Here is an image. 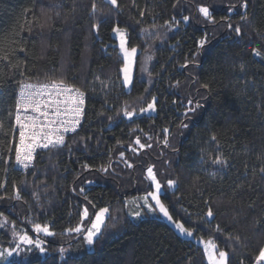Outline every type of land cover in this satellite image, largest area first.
Returning a JSON list of instances; mask_svg holds the SVG:
<instances>
[{
  "label": "trees",
  "instance_id": "16d2710c",
  "mask_svg": "<svg viewBox=\"0 0 264 264\" xmlns=\"http://www.w3.org/2000/svg\"><path fill=\"white\" fill-rule=\"evenodd\" d=\"M117 2L0 0V42L17 49L11 62L0 61V249L15 247L39 223L55 236L46 255L33 248L8 264H207L202 246L162 218L131 215L134 199L153 190L152 167L175 220L213 240L227 264H254L264 247V59L252 50L264 53V0H247L246 8L243 0ZM199 6L209 8L211 21ZM116 26L138 49L129 90ZM59 78L85 92L80 129L64 146L40 152L32 168L17 170L10 126L19 85ZM153 97L155 114L123 115ZM189 108L196 111L185 116ZM216 156L226 163L212 165ZM85 205L93 214L109 209L93 250L83 232L68 231L84 222ZM64 245L71 246L66 257Z\"/></svg>",
  "mask_w": 264,
  "mask_h": 264
},
{
  "label": "snow or ice",
  "instance_id": "6c2138e0",
  "mask_svg": "<svg viewBox=\"0 0 264 264\" xmlns=\"http://www.w3.org/2000/svg\"><path fill=\"white\" fill-rule=\"evenodd\" d=\"M109 4L113 7H118L117 0H107ZM243 7H247V0H243ZM93 12L96 11V5H92ZM198 11L203 14V16L212 20V15L208 7L199 6ZM231 11V9H229ZM143 16V13H141ZM184 21H188L189 17H183ZM242 19H247V16H243ZM43 27V25H41ZM95 27V26H94ZM230 29L233 28L231 24L228 25ZM114 32L118 33L120 36V48L124 57V66L121 69L123 72V84L125 87H128L132 84V75H131V65L132 57L135 55L137 49L135 47L130 50L126 47V36L123 30L119 27L113 29ZM146 31V30H145ZM237 36L241 34V29L239 26L234 28ZM206 43V39L199 41V47L203 48ZM18 51L23 52L25 49L19 47ZM253 53L255 56L264 59V53L258 48H254ZM17 49L11 46L0 42V61L11 62L12 57L16 55ZM150 59V57H149ZM17 67V65H13ZM243 71V68L241 69ZM23 74V73H21ZM208 87V85H204ZM3 95V92L0 91V96ZM85 92L80 88L75 87L67 83L63 78L59 79H50L47 83H21L19 85V91L15 97V111H14V125L10 126V130L15 133L18 131L19 143L15 148V160L16 163L22 165L23 168H28L33 160V153L36 148L50 149L57 148L65 145V133L71 131L75 132L76 127L80 124V118L83 115V105H84ZM192 101H189L191 104ZM201 107L197 103L196 108ZM196 108H189L185 113V116H188V113H195ZM156 110V98L153 97L152 101L147 104L146 108H141L140 113H146L149 111ZM10 119L13 117V113L9 111ZM136 114V110H128L127 107L123 109V115L129 119H132ZM111 119V118H110ZM187 127L186 124L182 125ZM0 131H4V124L0 121ZM165 145H167V133L168 129L165 128ZM213 140L216 139L215 136L212 137ZM136 143L140 145L141 148H144L145 145L140 143L139 138H137ZM150 147V145H148ZM135 151V149H133ZM123 157V153H121ZM204 161L202 160V163ZM212 165L222 166L226 161L221 156H216L211 158L209 161ZM132 167L131 164L127 165ZM87 168L88 166L85 165ZM110 167V165H109ZM101 172H107V167H101L98 169ZM261 172H264V168H261ZM148 178L152 181L155 186V191L148 192L141 199L143 201L142 205L136 203L137 210L131 213L134 217H140L141 207L145 208L149 213H155L156 210H159L169 222H171L174 227L183 235L188 237L193 236V231L186 228L183 223L173 220L172 215H170L168 208L161 200V196L165 195L162 191L161 183L157 180L156 175L152 167L147 169ZM168 187L171 188L175 181L169 180L167 182ZM5 186L4 182H0V188ZM83 191V189H81ZM3 197H0L2 199ZM16 198H19V192L16 193ZM153 201L154 203L150 202ZM109 214V209L107 207L100 208L99 211L94 213V219L90 221V227L86 229L84 239L91 249V246L95 243V240L99 238L103 233V228L105 227V222ZM2 215V214H0ZM89 215L88 209L85 208L83 216L87 218ZM208 217L213 216L212 209L209 208L207 212ZM83 229L82 224L77 225L75 228L68 229L69 232L80 233ZM217 226V231H219ZM33 231L36 233H44L46 235H53L49 230L48 225H41L39 223L35 224ZM203 242V241H202ZM204 243V252L208 257L209 264H227L228 253L222 250H218V246L213 240H208ZM33 248L39 249L40 253H45V249L41 246L39 240H34L26 232L19 236L18 242L15 244V247L11 250L5 249L0 251V260H7L8 257L13 256L14 254L19 255L22 251L30 252ZM61 253L64 252V249H60ZM264 262V247L260 248L258 255L255 257V264H262ZM30 264V262H29Z\"/></svg>",
  "mask_w": 264,
  "mask_h": 264
},
{
  "label": "rangeland",
  "instance_id": "374dc122",
  "mask_svg": "<svg viewBox=\"0 0 264 264\" xmlns=\"http://www.w3.org/2000/svg\"><path fill=\"white\" fill-rule=\"evenodd\" d=\"M117 27H119V26H116L115 28H117ZM121 30H123L124 31V33H125V36H126V47L130 50L131 49V47L128 45V38H127V31H126V29L125 28H123V27H119ZM112 35H113V37L116 39V41H117V45H118V47H119V51H120V53L122 54V56H123V53H122V51H121V48H120V36H119V34L118 33H116V32H112ZM137 49V48H136ZM137 52H138V49H137V51H136V53H135V55L132 57V65H131V75H132V84L130 85V86H128V87H125L127 90H129V89H131V87H132V85H133V80H134V73H135V64H136V55H137ZM124 58V57H123ZM122 76H123V72H122ZM147 107V106H146ZM145 107V108H146ZM156 113V110L153 112V111H149V112H146V113H140V111H138V112H136V114L134 115V117L135 116H141V115H153V114H155ZM155 175H156V178H157V174L155 173ZM148 176V175H147ZM157 180H158V178H157ZM150 182H151V184H152V186H153V190H151V191H155V186H154V184L152 183V181L150 180ZM162 186V185H161ZM151 191H149V192H151ZM162 191H163V188H162ZM147 193H145V194H142V195H140V198H137L136 197V199H134V201H135V204L136 203H139V204H141L142 205V203H143V201H142V197L143 196H145ZM150 199V198H149ZM162 200V199H161ZM150 202L151 203H154L153 201H151V199H150ZM163 202V201H162ZM164 203V202H163ZM165 204V203H164ZM136 206V205H135ZM166 206V205H165ZM167 207V206H166ZM85 208H87L88 209V213H89V215H88V217L87 218H85V217H83L84 218V222H87L88 220H89V222L87 223V225H85L84 226V222L82 223V226H83V229L84 230H82L81 232H83L84 233V235H85V232H86V229L88 228V227H90V221L91 220H93L94 219V214H93V212H91V210H90V207L88 206V205H85ZM84 208V209H85ZM136 209H137V207H136ZM140 211H141V216L140 217H143V216H145V214H148V215H150V216H158V217H160V218H162L164 221H166L167 223H169L175 230H176V232L179 234V235H181L182 237H184V238H188V239H192V240H194V241H196L197 243H199L201 246H202V248H203V250H204V243L203 242H206V241H208V240H211V239H202V238H196L195 237V235H194V233H193V236L192 237H188V236H186V235H183V234H181L175 227H174V225L171 223V222H169L161 213H159V210L157 209L156 210V212L155 213H149V212H147V210L145 209V208H143V207H141L140 209H139ZM171 215V214H170ZM134 217V216H133ZM134 218H139V217H134ZM173 220H175L174 218H173ZM175 221H178V220H175ZM178 222H180V223H182L181 221H178ZM81 225V224H80ZM49 230H50V228H49ZM51 231V230H50ZM52 232V231H51ZM26 233L29 235V236H31L34 240H39L40 242H41V246L45 249V253H40L42 256H45L46 255V251H47V245L48 244H50V242L51 241H54L55 240V236H54V233H53V235H46V234H44V233H36V232H34L33 230H32V232L30 233V232H28V231H26ZM76 233V232H75ZM21 235V234H20ZM20 235H18V237H17V239H16V242H18V239H19V236ZM203 241V242H202ZM85 244H86V248L88 249V250H93V248H94V244L91 246V249H89V246L87 245V243H86V241H85ZM14 248V247H13ZM64 249V252L63 253H61V251H60V254L63 256V257H66L67 256V254H69L70 253V251H71V246L70 245H64V246H60V249ZM12 248H7V250H11ZM5 249H0V251H4ZM32 250H34V249H32ZM38 251H39V249H38ZM205 253V252H204ZM27 255H28V252H24V251H22L19 255H16V254H14L13 256H11V257H8V259L7 260H2V264H8L9 262H11V260H13L14 258L15 259H19V258H21V257H23V258H27ZM205 257H206V261H207V264H209V261H208V257H207V255L205 254ZM264 262H262V264H263ZM255 264V263H254Z\"/></svg>",
  "mask_w": 264,
  "mask_h": 264
},
{
  "label": "built area",
  "instance_id": "2783aa9c",
  "mask_svg": "<svg viewBox=\"0 0 264 264\" xmlns=\"http://www.w3.org/2000/svg\"><path fill=\"white\" fill-rule=\"evenodd\" d=\"M25 83L38 84V83H47V82H37V81H33V82H25ZM18 91H19V90H18ZM84 101H85V102H84V105H83V111H84V108H85V106H86V95H85V97H84ZM82 116H83V115H82ZM82 120H83V117L80 118V124L76 127V131H78V130L80 129V126H81ZM76 131H75V132H76ZM75 132H71V131H69V132L65 133V142L67 141L68 137H69L70 135L74 134ZM15 134H16V141H15V148H16V146H17L18 143H19L18 131L15 132ZM15 148H14V159H13V165H14V168H16L17 170H20V171H26V170L32 168V167L34 166V164H35V161H36V158H37L38 154H39L40 152H43V151L48 150V149H43V148H36L35 151H34V153H33V157H34V158H33L32 162H31L30 166H29L28 168H23L22 165H19V164L16 163V160H15ZM50 149H52V148H50Z\"/></svg>",
  "mask_w": 264,
  "mask_h": 264
},
{
  "label": "bare ground",
  "instance_id": "6f19581e",
  "mask_svg": "<svg viewBox=\"0 0 264 264\" xmlns=\"http://www.w3.org/2000/svg\"><path fill=\"white\" fill-rule=\"evenodd\" d=\"M24 83H25V82H24ZM18 90H19V88H18ZM85 107H86V106H85ZM84 111H85V108H84ZM84 111H83V116H84ZM83 116H82V117H83Z\"/></svg>",
  "mask_w": 264,
  "mask_h": 264
}]
</instances>
